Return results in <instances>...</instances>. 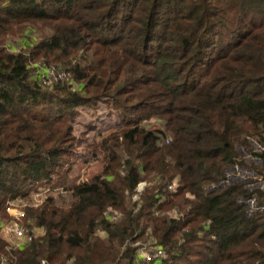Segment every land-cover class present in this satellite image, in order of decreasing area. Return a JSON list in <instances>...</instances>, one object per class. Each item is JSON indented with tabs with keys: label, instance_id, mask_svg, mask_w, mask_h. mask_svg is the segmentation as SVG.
Masks as SVG:
<instances>
[{
	"label": "trees",
	"instance_id": "1",
	"mask_svg": "<svg viewBox=\"0 0 264 264\" xmlns=\"http://www.w3.org/2000/svg\"><path fill=\"white\" fill-rule=\"evenodd\" d=\"M113 128L69 208L28 209L43 235L0 227V264H264V0H0V217Z\"/></svg>",
	"mask_w": 264,
	"mask_h": 264
},
{
	"label": "rangeland",
	"instance_id": "2",
	"mask_svg": "<svg viewBox=\"0 0 264 264\" xmlns=\"http://www.w3.org/2000/svg\"><path fill=\"white\" fill-rule=\"evenodd\" d=\"M34 31H27V34L30 35L32 42L37 41L40 37V31L33 29ZM30 42V40H29ZM24 44H28V41L24 38H18L17 36H9L7 38V44L8 47L12 50H21L22 46ZM29 49V48H28ZM66 77V75L64 76ZM74 87H79V85H75ZM140 125L144 127L145 129H162L166 130L165 126V121L160 119L157 116H152L150 118L144 119L141 121ZM112 130V131H110ZM109 132H105L106 134L104 135H96L93 137L96 146L94 147L97 155L92 158L90 161L85 162L84 160H76L74 161L69 170L66 171V179L64 185L61 183L59 186H55L53 184H33L32 188L30 189L29 193L26 196H20L16 199L10 200L6 206V211L8 213L7 216L5 217H0V227H2L6 223H10L11 221L15 220V217H13L10 212L8 211V208H11L13 211L18 210L20 212H23L24 217H22L19 221L21 222L22 225L27 227L29 230L35 234L36 237H39L44 234V229L36 227L35 226V221L30 219L25 220L27 217L28 209L29 208H37L43 203L48 200L49 197H52L59 206H62L64 208H69L72 202L75 200L74 197L72 196L71 192L68 190L69 188H72L73 186L82 183L84 181H88L92 176L99 174L100 172L103 171L104 168V160L106 158L107 152L104 147V142H103V137L108 136L109 138H114L117 135L118 137L121 135L122 130L118 129H110ZM114 131H118L114 133ZM114 133V134H113ZM113 134V135H112ZM110 135V136H109ZM114 143L111 141L109 144ZM123 152V151H122ZM70 164H66V168ZM120 171L123 172V167H120ZM245 171V170H244ZM151 183L147 181H142L138 184L135 193L133 196L131 194H128L132 196L134 201H139L142 193L144 190L150 186ZM15 213V212H13ZM108 215L110 216H121L122 214L116 210H112L108 212ZM3 232V231H2ZM99 234L102 238H106V234L103 233L102 231H99ZM5 236V234L3 233ZM8 242L10 240H7ZM11 242V241H10ZM154 241L151 239L150 241L146 242L144 244L143 249L141 253L144 254V252H150L151 248L153 247H148V244L153 243ZM142 241L137 242V245L141 244Z\"/></svg>",
	"mask_w": 264,
	"mask_h": 264
},
{
	"label": "built area",
	"instance_id": "3",
	"mask_svg": "<svg viewBox=\"0 0 264 264\" xmlns=\"http://www.w3.org/2000/svg\"><path fill=\"white\" fill-rule=\"evenodd\" d=\"M45 72H46L47 76L51 77L50 79L44 78V82L46 84H50L51 79H53V78L55 80H58L65 75L64 72L56 71L55 66H51L50 68H46ZM8 211L10 212V214L13 217H15V220L11 221L10 223H6L1 227L3 233L5 234V238L7 240H10L11 242L10 241L9 242L11 243V245H13L15 247H20V246L24 245L25 243L30 242L34 237V234H31L30 230L27 227H25L24 225H22L21 222L19 221L22 217H24L23 212H20L18 210L13 211L11 208H8ZM13 212H15V213H13ZM20 216H22V217H20ZM117 217H118V215L114 216V218H117ZM144 255L146 256L147 259H152V258L162 257L164 255V253L162 250H156L155 252H153V251L144 252ZM42 264H47V262L43 261Z\"/></svg>",
	"mask_w": 264,
	"mask_h": 264
}]
</instances>
